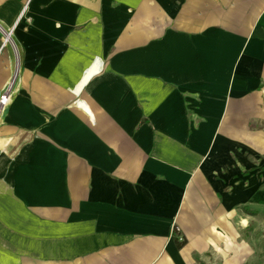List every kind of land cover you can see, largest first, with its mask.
<instances>
[{
  "label": "crops",
  "instance_id": "0c3cea01",
  "mask_svg": "<svg viewBox=\"0 0 264 264\" xmlns=\"http://www.w3.org/2000/svg\"><path fill=\"white\" fill-rule=\"evenodd\" d=\"M10 81L0 264H237L264 220V0H0Z\"/></svg>",
  "mask_w": 264,
  "mask_h": 264
},
{
  "label": "rangeland",
  "instance_id": "374dc122",
  "mask_svg": "<svg viewBox=\"0 0 264 264\" xmlns=\"http://www.w3.org/2000/svg\"><path fill=\"white\" fill-rule=\"evenodd\" d=\"M244 213L252 211L240 207ZM257 220L238 227V262L237 264H264V220ZM264 218V217H263Z\"/></svg>",
  "mask_w": 264,
  "mask_h": 264
},
{
  "label": "built area",
  "instance_id": "2783aa9c",
  "mask_svg": "<svg viewBox=\"0 0 264 264\" xmlns=\"http://www.w3.org/2000/svg\"><path fill=\"white\" fill-rule=\"evenodd\" d=\"M5 37V35H4ZM10 41V40H9ZM8 41H5V38H3L1 46L3 47ZM12 81H10L7 85V87L2 91L0 94V113L2 112L3 108L8 104L9 97H10V89H11Z\"/></svg>",
  "mask_w": 264,
  "mask_h": 264
},
{
  "label": "trees",
  "instance_id": "16d2710c",
  "mask_svg": "<svg viewBox=\"0 0 264 264\" xmlns=\"http://www.w3.org/2000/svg\"><path fill=\"white\" fill-rule=\"evenodd\" d=\"M179 245H181L182 244V242L181 243H178Z\"/></svg>",
  "mask_w": 264,
  "mask_h": 264
}]
</instances>
